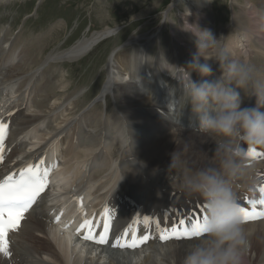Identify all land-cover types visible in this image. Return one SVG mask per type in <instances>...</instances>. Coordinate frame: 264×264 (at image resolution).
<instances>
[{
    "label": "bare ground",
    "instance_id": "obj_1",
    "mask_svg": "<svg viewBox=\"0 0 264 264\" xmlns=\"http://www.w3.org/2000/svg\"><path fill=\"white\" fill-rule=\"evenodd\" d=\"M245 4L255 32L264 35V14L260 18L257 11L258 7L264 8V0H246ZM195 6H188L187 14L198 23L184 31L174 29L184 34L178 40L174 32L166 51L160 43L159 53L151 55L155 35L133 37L129 45L146 42L132 45L134 51L128 54L113 51L103 91L79 112L75 109L78 102L70 103L72 96L65 83L59 87L63 91H49L53 82L45 80L48 75L43 69L84 58L102 41L116 36L118 29L107 28L81 39L70 49L51 53L36 69L31 66L34 57L20 53L14 47L15 40L8 41L0 32V116L9 123L0 173L37 161L48 149L59 153L64 147L61 159L66 167L61 172H70L74 179L72 182L66 175L60 177L59 183L65 185L53 189L39 206L24 213L19 228L6 235L8 255L0 253V264H184L186 254L202 236L190 240L178 237H183V229L208 215V211L200 197L184 190L181 177L199 168L218 166L210 134L194 130L192 125L198 127V121L193 118L191 104L182 106L183 89L190 82L185 76L187 64L197 50L195 45L187 47V41H195L194 33L199 34V30L210 31L219 41L205 54L213 73L207 77L209 80L221 75L219 63L212 58L220 48L226 51L225 27L215 30L217 26L206 15L210 1L202 0ZM169 11L164 12L165 23ZM244 35L243 40L230 43V58L250 63L254 55L264 61V41L262 50ZM164 58L174 67L165 73ZM191 79L199 81L201 77L192 72ZM240 94L242 107L253 108L256 97L247 98L242 91ZM108 95L115 99V113L112 109L109 114L101 112L96 106L99 102L107 105ZM52 100L57 102L52 104ZM242 148L243 166L231 178L232 191L239 207L250 213L253 209L264 213V204L259 203L264 200L260 193L264 187V148H249L246 144ZM249 149L255 150L251 156ZM174 153L178 154L177 167L170 169ZM172 177L175 179H169ZM61 191L69 193L62 196ZM77 193L83 199L81 207L73 197ZM91 196L94 198L87 206ZM61 199L68 209L64 220L76 216L64 231L52 216L58 212L54 203ZM80 208L86 209L85 215ZM93 211L94 223L98 213L102 222L107 219L110 239L104 244L99 243V233L74 230ZM242 227L246 240L243 264H264V216L242 222ZM138 235L142 244L137 241Z\"/></svg>",
    "mask_w": 264,
    "mask_h": 264
},
{
    "label": "rangeland",
    "instance_id": "obj_2",
    "mask_svg": "<svg viewBox=\"0 0 264 264\" xmlns=\"http://www.w3.org/2000/svg\"><path fill=\"white\" fill-rule=\"evenodd\" d=\"M201 1L2 0L0 3V32L9 39L8 41L15 40L14 47L19 49L20 53L28 52L29 56L32 55L31 58L34 57L31 66L36 69L42 66L44 60L51 53L70 49L81 39L90 38L94 33L104 31L107 28L110 30L118 29L116 36L102 41L84 58L74 62L52 64L43 69L45 74L48 75L45 80L50 79L53 82V86L49 91H63L59 87L62 86L60 84L65 83L67 85L66 89L69 90V94L72 96L70 103L74 104L73 101L78 102L75 109L76 112H79L89 106L92 101H95L101 91H103L108 79V63L113 51L119 49L118 55L121 53L128 54L130 51L133 52L134 48L131 47L132 45L142 44L146 40L132 45L128 44L129 41L135 36L145 38L147 35H155V42L151 47V55L159 53L160 43L162 50L166 51L170 45L171 36L177 31L174 29L183 28L184 31L185 27H195L198 23L197 20H194L195 18L187 14V7L196 8L195 4ZM209 1L210 7L205 9L206 15L210 18L212 24L214 23V26H217L215 30L225 27L224 48L226 51L224 50V52L229 58L233 55L228 50L230 43L243 40V34L249 41L254 42L253 44L257 48H261V40L264 41V35L260 36V34L255 32L251 17L246 10V0ZM168 9L170 11L165 23L163 22V19H165L164 12ZM257 9L258 13L260 12L259 17L262 18L264 8L258 7ZM183 13L185 16H182ZM252 16L254 15L252 14ZM185 19H190L191 21ZM162 24L163 26L161 27L160 25ZM14 25L18 26L15 27ZM22 25L24 26L22 27ZM179 31H177L176 37L178 40L184 34V32ZM254 34L258 35V37L255 38ZM187 43L189 44L187 47L195 45L194 40H188ZM241 43L243 42L238 44L241 45ZM252 57L253 62L250 63L245 62L243 59H238V61L252 65L264 77V61L262 57H254V55ZM127 61L130 62V60ZM164 61L165 63L162 66L163 73L174 69V67L168 65L171 63L170 60L164 58ZM138 62L141 63L142 60L139 58ZM217 69H220L219 72L222 74L219 64ZM133 72L137 73L138 69H134ZM185 76L189 78L188 74ZM162 88L164 89L163 86ZM107 97V105L106 102H99L96 106L101 112H108L109 114L112 109V112L115 113V99L109 95ZM55 101L57 102V100H52V104ZM32 110L34 111V109ZM142 115H146V113ZM188 143L193 144L191 141Z\"/></svg>",
    "mask_w": 264,
    "mask_h": 264
},
{
    "label": "clouds",
    "instance_id": "obj_3",
    "mask_svg": "<svg viewBox=\"0 0 264 264\" xmlns=\"http://www.w3.org/2000/svg\"><path fill=\"white\" fill-rule=\"evenodd\" d=\"M194 34L197 50L187 64L190 82L183 89L182 106L190 102L193 118L198 121L193 129L210 134L218 166L181 177L184 190L200 197L208 211L204 235L188 251L184 264H243L246 240L231 178L242 169V145L264 148V77L252 65L230 59L220 48L212 59L219 63L222 74L207 79L213 73L205 54L219 41L208 30ZM192 72L201 79L192 80ZM241 91L247 98L256 97L255 107H242ZM177 159L174 153L170 169L177 167Z\"/></svg>",
    "mask_w": 264,
    "mask_h": 264
},
{
    "label": "snow or ice",
    "instance_id": "obj_4",
    "mask_svg": "<svg viewBox=\"0 0 264 264\" xmlns=\"http://www.w3.org/2000/svg\"><path fill=\"white\" fill-rule=\"evenodd\" d=\"M254 151V149H249L248 155H253ZM256 155L260 154L256 153ZM46 176L47 170L41 175L39 169L34 170L29 167L21 173L19 179H13L12 176H8L5 180L0 182V253L8 255V242L6 235L9 231L17 230L19 228L24 213L36 203L40 193L44 190ZM261 191L264 192V189H261ZM259 203L264 204V200H260ZM237 207L242 222H247L250 219L259 216H264V213L256 212L255 209L250 213L238 205ZM205 211H207V206ZM206 222L207 215H202L191 222L189 226L185 227L183 229V237L178 238L190 240L203 236Z\"/></svg>",
    "mask_w": 264,
    "mask_h": 264
}]
</instances>
